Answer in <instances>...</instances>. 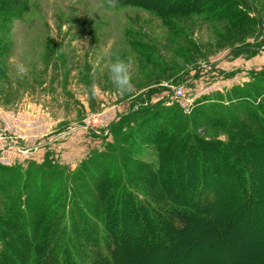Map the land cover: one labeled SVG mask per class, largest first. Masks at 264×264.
Wrapping results in <instances>:
<instances>
[{
	"label": "rangeland",
	"instance_id": "374dc122",
	"mask_svg": "<svg viewBox=\"0 0 264 264\" xmlns=\"http://www.w3.org/2000/svg\"><path fill=\"white\" fill-rule=\"evenodd\" d=\"M247 2L254 10L257 27L249 24L233 27L227 22L203 21L202 16L163 20L141 7H112L108 0H0V115L16 112L39 120L41 125L36 127V132L44 135L47 142L75 126L90 128V120L100 125L97 128L100 132L111 122L110 115L134 111L153 87L161 90L150 95L148 107L159 102V107H171L174 103L184 112L205 95L241 88L249 83L251 73L264 69V0ZM234 49L242 51L233 55ZM116 58L128 62L133 77V89L125 95L119 93L108 70ZM19 62L29 68L23 78L14 67ZM186 71H190L188 76H180ZM188 77L187 81L180 82ZM235 78L236 83L227 82ZM92 84L99 88L95 94L89 90ZM181 84L185 98L173 102L168 88ZM200 122L196 118L194 127H200L197 134L206 140L227 142L226 137L233 132ZM86 133L88 129H79L70 137L61 136L57 151L64 154L70 144H65V140L70 138L76 139L70 147L78 146L83 149L80 153L85 152L83 161L99 149H106V143L94 140L93 133L89 146V141L82 142ZM257 148L252 150L255 158H248L258 171L255 177L260 180L264 173L256 164V153L264 157V146ZM46 154L52 155L41 151L20 164L24 168L21 171L25 173L29 163H42ZM70 158L64 156L60 163ZM187 158L188 155L183 162L190 161ZM131 159L149 166L159 163L154 149H133ZM79 163L76 160L63 168L73 172ZM129 164L135 167L133 162ZM218 167L214 164L206 176L213 181L212 187L219 185L215 182ZM129 176L126 191H134L159 208L167 207L151 180L145 176ZM223 182L220 185L226 184ZM124 189L117 188L115 194ZM16 190L21 191L19 184L0 189V220L11 208L9 197L20 195ZM227 197L219 194L218 204L210 205L208 211L213 214L222 211L232 216L235 206L232 202L226 203ZM260 204L254 202L251 209ZM251 209L236 220L234 228H227L216 219L207 228L200 225L199 232L189 233L183 241L170 240L167 244L175 248L162 256L140 255L135 244L129 253L117 257L118 264H264V205L254 219Z\"/></svg>",
	"mask_w": 264,
	"mask_h": 264
},
{
	"label": "trees",
	"instance_id": "16d2710c",
	"mask_svg": "<svg viewBox=\"0 0 264 264\" xmlns=\"http://www.w3.org/2000/svg\"><path fill=\"white\" fill-rule=\"evenodd\" d=\"M118 5L141 7L163 20L202 16L203 21L233 27L258 26L247 0H123ZM250 79L228 93L196 99L190 112L174 103L148 107L150 95L161 88L149 89L134 111L116 115L107 135L104 130L93 135L106 149L89 155L73 172L47 154L39 165L29 163L25 173L20 164L0 165V189L19 184L21 190L9 197L11 208L0 220V264H118L117 257L135 244L140 255L162 256L173 250L167 242L183 241L199 232L200 225L207 228L217 219L234 228L254 202L264 203V178L255 177L258 171L248 158L254 159L252 150L264 146V69L251 73ZM196 118L205 126L233 132L227 142L206 140L197 134ZM133 149H154L159 163L133 161ZM186 155L190 161L183 162ZM256 156L264 173V157ZM213 163L219 166L216 187L206 177ZM135 174L151 180L166 208L124 189ZM117 188L124 191L115 194ZM219 194H227L226 203L235 206L232 216L208 211L218 204ZM261 204L251 209V218L257 217Z\"/></svg>",
	"mask_w": 264,
	"mask_h": 264
},
{
	"label": "built area",
	"instance_id": "2783aa9c",
	"mask_svg": "<svg viewBox=\"0 0 264 264\" xmlns=\"http://www.w3.org/2000/svg\"><path fill=\"white\" fill-rule=\"evenodd\" d=\"M237 79H233L227 82H233L236 83ZM240 81V78H238V82ZM170 90L169 95H171L172 101L175 102L177 100H182L185 98V90L184 86H178V87H170L168 88ZM193 103L190 104L188 109H185L186 111H189ZM111 117V118H110ZM111 122L108 123L103 129L105 133L104 136L107 135V127L114 121L116 114L110 115ZM104 119H107L104 117ZM90 120V119H89ZM109 120V121H110ZM106 121V120H105ZM102 121L101 123L105 122ZM95 121L90 120L89 124H91L88 128L84 125L75 126L74 128L70 129L68 132L64 133L63 135H58L53 137L52 139H49V141H44V135H39L36 131V127L41 125V122L37 119H29L26 115L21 113H5L0 115V165L3 166H12L15 164H23V162H27L30 159H33L32 157L36 156L38 152L41 151H49L52 153L51 159L59 164L60 166H71L74 164L76 160H79L80 163L84 159V154L80 153L83 151V149L79 148L78 146L70 147L73 145L76 141L74 138H70L65 140V144L70 142L68 147H65L64 154L59 153L57 151V148L61 146L58 145V142L61 141L60 139L63 136L70 137L72 132L78 131L79 129H88V133H86V137L82 142L87 143L89 146L90 144V134H96L99 135V131H97V128L100 125H95ZM99 123V122H98ZM96 128V129H95ZM100 130V131H101ZM71 134V135H70ZM69 135V136H68ZM62 136V137H61ZM70 158V156L74 155ZM82 154V155H81ZM80 155V158L78 157ZM70 158L68 162H65L63 164L60 163V159L62 157ZM79 163V164H80Z\"/></svg>",
	"mask_w": 264,
	"mask_h": 264
},
{
	"label": "clouds",
	"instance_id": "9594fccd",
	"mask_svg": "<svg viewBox=\"0 0 264 264\" xmlns=\"http://www.w3.org/2000/svg\"><path fill=\"white\" fill-rule=\"evenodd\" d=\"M108 3L112 7H116L119 0H108ZM16 72L21 78L29 71V68L23 62L16 63L14 65ZM108 70L111 76L113 84L121 95L130 93L133 89V77L129 71V64L126 60L116 58L108 66ZM90 91L95 94L99 90L98 85L92 84L89 88Z\"/></svg>",
	"mask_w": 264,
	"mask_h": 264
}]
</instances>
